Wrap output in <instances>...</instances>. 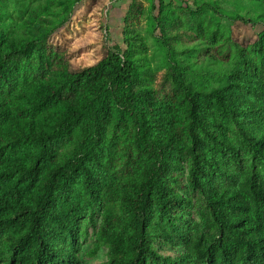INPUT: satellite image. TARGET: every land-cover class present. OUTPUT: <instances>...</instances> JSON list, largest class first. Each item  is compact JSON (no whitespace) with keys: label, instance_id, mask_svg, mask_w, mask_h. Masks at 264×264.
<instances>
[{"label":"trees","instance_id":"1","mask_svg":"<svg viewBox=\"0 0 264 264\" xmlns=\"http://www.w3.org/2000/svg\"><path fill=\"white\" fill-rule=\"evenodd\" d=\"M154 2L158 11L162 2ZM257 26L221 87L194 88L175 67L177 91L166 96L145 84L133 41L38 82L23 58L43 38L0 36V264H82L81 221L96 206L93 249L106 247L103 264H264V174L239 156L245 149L264 171V24ZM64 139L73 149L58 157ZM183 172L205 208L169 226L189 202L179 192ZM155 243L181 253L161 256Z\"/></svg>","mask_w":264,"mask_h":264},{"label":"rangeland","instance_id":"2","mask_svg":"<svg viewBox=\"0 0 264 264\" xmlns=\"http://www.w3.org/2000/svg\"><path fill=\"white\" fill-rule=\"evenodd\" d=\"M161 2L157 11L154 0H0V36L6 40L43 38L35 43L31 55L23 58L31 63L32 79L38 82L58 81L62 66L80 71L99 61L115 44L122 47V40L133 41L137 48L134 57L145 71V84L166 96L177 91L172 81L175 67L194 88L209 91L221 87L238 65L237 50L250 48L257 25L264 24V5L253 0ZM159 35L168 40L174 53L161 45ZM48 55L52 58L46 60ZM72 149L73 144L64 139L56 153L63 157ZM239 156L264 174L245 149ZM181 175L179 192L189 202L168 218L169 226L196 220L197 210L205 208L203 195L188 191L187 175ZM100 212L96 206L82 218L78 253L82 264L106 262V247L93 249ZM154 246L161 256L181 253L161 243Z\"/></svg>","mask_w":264,"mask_h":264}]
</instances>
